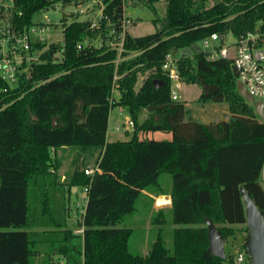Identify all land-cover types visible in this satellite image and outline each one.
Masks as SVG:
<instances>
[{"label":"trees","instance_id":"16d2710c","mask_svg":"<svg viewBox=\"0 0 264 264\" xmlns=\"http://www.w3.org/2000/svg\"><path fill=\"white\" fill-rule=\"evenodd\" d=\"M82 1L13 0L0 6V27L23 31L57 2ZM100 1L109 17L100 28L91 27L90 17L65 15L63 42L49 45L41 55L46 60L34 63L30 76L11 88L0 77V264H52L46 255L53 253L65 258L63 264H232L234 254L223 259L208 251L206 219L224 224L219 229L226 238L234 225L245 224L242 186L264 210V121L238 92L232 60L180 50L213 32L240 36L254 29L264 17V0H165L161 25L155 22L156 30L146 35L126 31L121 53L109 43L108 31L122 33L129 0ZM158 1L135 4L156 12ZM169 53L177 57L180 81L198 84L202 103H227L228 118L201 122L184 101L172 99L171 80L162 70ZM113 89L119 91L114 102ZM116 106L134 122L130 137L108 138ZM154 132L172 138L156 139ZM65 148L77 152L61 182L59 151ZM93 158L100 171L87 174ZM165 172L172 175L171 207L144 206L151 224H173L172 246L161 227L149 251L138 252L130 244L136 230L124 221L144 189L160 187ZM74 187H87L81 233L69 222Z\"/></svg>","mask_w":264,"mask_h":264},{"label":"built area","instance_id":"2783aa9c","mask_svg":"<svg viewBox=\"0 0 264 264\" xmlns=\"http://www.w3.org/2000/svg\"><path fill=\"white\" fill-rule=\"evenodd\" d=\"M7 1V4L0 6L8 7L12 5L13 0ZM93 1L95 2L96 0ZM98 1L101 5L103 4L102 1ZM81 5L82 3L75 5V11L73 10L70 12L78 13L81 11L79 7ZM89 7L90 4L86 6V8ZM63 16L61 19L54 20L48 14H44L41 19L35 20V23L31 27L23 31H17L8 25L0 27V77L8 81L10 88L19 85L22 75H26V77L31 75L34 63H40L46 60L42 58L41 55L49 48L51 43L63 42L65 30ZM103 18H109L104 12V4L100 11V15L97 18H91V27L100 28ZM58 21L61 23V28L58 26ZM130 22V19H127L125 4L122 33L117 35L114 29L108 31L109 35H113L109 43L113 48L117 49L119 53L124 49V38L127 31L126 26ZM225 40V34L221 42L219 33L213 32L201 40L202 45L198 44L204 50L208 59L226 58L232 60L238 73V81L244 84L249 93L253 95L255 101L264 103V17L258 21L254 29L240 36H236V42L226 45ZM87 41L88 40H86V42ZM39 42L46 43V46L37 48L35 44ZM78 46L81 47L82 45L78 44ZM57 54L58 53L55 55ZM60 54L61 52L58 55ZM119 60L120 54L117 62ZM162 70L168 74L171 80L172 99L179 100L180 95L178 93V88L180 87L181 81L177 69V57L172 53L167 54L166 60L162 65ZM119 77L120 75H115V79ZM5 90L8 89L5 88ZM113 90L114 96H112L111 99L114 102L115 98L119 95V91L117 89ZM133 127L134 122L131 118H128L123 123L117 124V129L119 130L124 128L126 131ZM96 170L100 171V168L98 165L94 164L93 167L88 166L85 172L87 174H93ZM84 190L85 199L87 200V187ZM247 258L248 255L246 251H237L236 259L238 262L245 263Z\"/></svg>","mask_w":264,"mask_h":264},{"label":"rangeland","instance_id":"374dc122","mask_svg":"<svg viewBox=\"0 0 264 264\" xmlns=\"http://www.w3.org/2000/svg\"><path fill=\"white\" fill-rule=\"evenodd\" d=\"M7 0H0V5L7 4ZM82 5L79 6L80 10L77 14L79 18H97L100 15V11L103 7V4L99 3L98 0L95 2L93 0H83ZM90 4L89 8H86V6ZM76 4H70V5H63L61 2H57L56 6L53 8L47 10V11H41L35 16V20L41 19L44 14H48L50 17H52L54 20L61 19V17L65 15H69L72 13L70 11H73L75 9ZM154 7L156 8V12L152 11L151 8L147 7L146 5L141 4H135V0H129L126 3V13H127V19H130V23L127 24L126 29L128 32L135 36L140 35H146L149 33H153L156 30L155 22L160 24L161 18L165 16V0H160L158 2H155ZM78 9V8H77ZM83 9V10H82ZM79 10V9H78ZM75 11V10H74ZM62 21V20H61ZM58 26L61 28V23L58 21ZM101 39H97V44L100 43ZM236 42V36L232 33L226 34V40L225 44L229 45ZM202 45V43H199ZM143 76L139 77V82L137 84V87L141 84ZM201 92V87L198 84H186L181 82L180 87L178 88V93L180 95V100L184 101L186 104V107L189 111V115L197 119L201 122H214L220 119H226L229 117V108L228 104L225 102H209V103H202L198 100V97ZM227 111V112H226ZM226 112V113H225ZM147 114L145 111L143 113V117ZM128 118H130V115L128 111L121 107L116 106L110 111V117H109V130L108 132H115L116 134H111L110 138L116 139V138H127L130 137L135 130V126L133 128H130L129 130L117 129V124L125 122ZM152 135V134H151ZM153 138L156 139H170L172 138L171 133H165V132H156L153 135ZM92 164L89 167H93ZM172 175L167 173L166 175L161 176V184L162 186L169 192L171 190V183L172 180L170 178ZM262 184L264 186V168L262 172ZM143 193L145 195H155L159 198H157L159 201V205L166 204L165 199L162 196V193L158 190L157 187L154 185L148 186L146 189L143 190ZM141 197H144V195L140 196L139 201L137 203V209L133 213V215L138 219V223H125L127 225H131L136 231L133 237L131 238L130 244L132 248L138 252L147 253L149 251V244L151 241H154L158 234L159 228H165L164 230V237L166 240V245L168 247L172 246V240H171V230L173 227V224H166L164 226L160 225H154L150 223V214L147 211V207H144L146 204L144 200L141 199ZM85 190L82 188L81 196L77 197V195H74L71 199V209L78 218L77 223L71 225V227L75 228L76 233H81L82 230H80L79 227V221L81 219L82 212H77L78 208L79 210L81 208H84L85 206ZM147 201V200H146ZM149 203V202H147ZM156 203V202H155ZM153 204V201H152ZM157 205V204H156ZM151 206V203H150ZM78 207V208H77ZM77 210V211H76ZM168 211V210H167ZM129 217V216H128ZM166 217L172 218V214L170 211L166 213ZM141 219H145L144 222L139 221ZM127 221V219H126ZM217 227H223L224 224L217 223ZM126 226V225H124ZM234 233L230 235L228 238H226L225 242V251L228 257L229 253L234 254V262L232 264H246V263H240L236 259V253L239 250H242V246L244 244V241L247 237L248 230L246 228V224H238L234 225ZM43 256V255H42ZM47 257L51 256L52 258V264H63L65 262V258L60 254H47ZM45 258V256L41 257V259ZM40 264H49L45 263L43 261L40 262ZM228 264V263H227Z\"/></svg>","mask_w":264,"mask_h":264},{"label":"water","instance_id":"95a60500","mask_svg":"<svg viewBox=\"0 0 264 264\" xmlns=\"http://www.w3.org/2000/svg\"><path fill=\"white\" fill-rule=\"evenodd\" d=\"M214 2H221V0H214ZM219 36L222 42L224 34L220 32ZM203 52L204 50L196 42L180 50L182 55H193L194 53L201 54ZM154 82L156 85L159 83L156 79ZM237 89L248 102L253 104L256 113L262 120H264V103L261 101H255L253 95L249 93L241 81L237 82ZM74 189H76V187H74ZM240 192L245 206V224L248 233L244 241V246L249 258V263L264 264V210L258 206L253 195L245 189V187L242 186ZM206 222L209 238L208 251L217 257L225 259L227 257L225 251L226 237L211 218H207Z\"/></svg>","mask_w":264,"mask_h":264},{"label":"crops","instance_id":"0c3cea01","mask_svg":"<svg viewBox=\"0 0 264 264\" xmlns=\"http://www.w3.org/2000/svg\"><path fill=\"white\" fill-rule=\"evenodd\" d=\"M227 112V111H226ZM225 112V113H226ZM110 117V116H109ZM108 130H109V127H108ZM154 133H156V132H154ZM153 133V134H154ZM111 134H116L115 132L113 133V132H108V138L109 139H113V138H110L111 136ZM152 134V135H153ZM153 137V136H152ZM116 139H118V138H116ZM120 139H122V138H120ZM124 139V138H123ZM66 150H60L59 151V154L60 155H64V160H63V163H62V166H61V168H60V174H61V177H60V181L62 182V181H64L65 180V178H66V174H67V172H68V170L71 168V162H72V160H73V157H74V155L76 154V152H77V150L76 149H70V148H65ZM94 165L95 164V158H93V159H91V161H90V163L88 164V166H91V165ZM167 174V172H165V173H162L160 176H159V184H160V187H158L157 186V188L159 189V191L162 193V196H163V198L165 199V201H166V204H163V205H159V203H158V199L157 198H159V197H157V196H155V195H153V196H151V195H145V194H143L144 195V197H141V199L142 200H144V199H146V200H144L145 201V203H147V202H149V203H147V205H150V203H151V209L153 210V209H159L160 207H162V208H170L171 207V204H172V198H171V190H172V183H171V190L169 191V192H167V190L162 186V184H161V176H163V175H166ZM170 174V173H169ZM171 175V174H170ZM170 178H171V180H172V177L170 176ZM261 179H262V176H261ZM262 182V181H261ZM74 189V188H73ZM81 191H82V188H79V187H76V189H74V194L71 196V199H72V197L74 196V195H77V197H79V196H81ZM142 195V196H143ZM152 201H153V204H152ZM156 202V203H155ZM157 204V205H156ZM85 205H86V200H85ZM144 207H146V206H144ZM149 207V206H148ZM78 208V207H77ZM82 210H84V208H81L80 210H79V208H78V211L77 212H79V211H82ZM73 211H74V209L72 210L71 209V215H70V217H69V222H70V224L71 225H73V224H75V223H77V219L78 218H76L77 216L76 215H74V213H73ZM127 218H128V216H127ZM130 220H132V221H130ZM135 220V222H133ZM125 223H138V219H136V217L133 215V214H131V215H129V219H127V221H124ZM77 230V229H76ZM76 230H75V232H76ZM80 230H83L82 228H80Z\"/></svg>","mask_w":264,"mask_h":264}]
</instances>
